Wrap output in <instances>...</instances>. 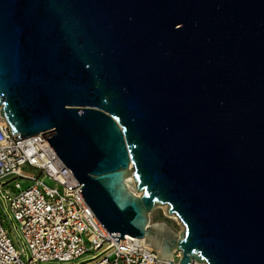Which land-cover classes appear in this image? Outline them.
I'll return each instance as SVG.
<instances>
[{
	"label": "water",
	"instance_id": "1",
	"mask_svg": "<svg viewBox=\"0 0 264 264\" xmlns=\"http://www.w3.org/2000/svg\"><path fill=\"white\" fill-rule=\"evenodd\" d=\"M0 106L114 241L264 264V0H0Z\"/></svg>",
	"mask_w": 264,
	"mask_h": 264
},
{
	"label": "built area",
	"instance_id": "2",
	"mask_svg": "<svg viewBox=\"0 0 264 264\" xmlns=\"http://www.w3.org/2000/svg\"><path fill=\"white\" fill-rule=\"evenodd\" d=\"M1 108V106H0ZM0 115V264H170L143 237L109 233L40 133L15 138ZM188 264H207L191 259Z\"/></svg>",
	"mask_w": 264,
	"mask_h": 264
},
{
	"label": "rangeland",
	"instance_id": "3",
	"mask_svg": "<svg viewBox=\"0 0 264 264\" xmlns=\"http://www.w3.org/2000/svg\"><path fill=\"white\" fill-rule=\"evenodd\" d=\"M151 221H164L166 222L175 232L182 230L183 226L178 220L177 216L172 217L166 213L165 205L155 206L149 214Z\"/></svg>",
	"mask_w": 264,
	"mask_h": 264
},
{
	"label": "bare ground",
	"instance_id": "4",
	"mask_svg": "<svg viewBox=\"0 0 264 264\" xmlns=\"http://www.w3.org/2000/svg\"><path fill=\"white\" fill-rule=\"evenodd\" d=\"M166 206V205H165ZM172 215V217H175L176 215L175 214H171ZM179 220V219H178Z\"/></svg>",
	"mask_w": 264,
	"mask_h": 264
}]
</instances>
